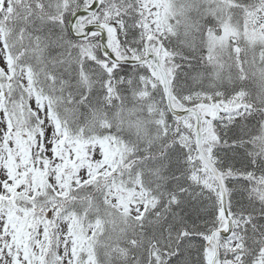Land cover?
<instances>
[{"label":"snow or ice","instance_id":"6c2138e0","mask_svg":"<svg viewBox=\"0 0 264 264\" xmlns=\"http://www.w3.org/2000/svg\"><path fill=\"white\" fill-rule=\"evenodd\" d=\"M0 264H264V0H0Z\"/></svg>","mask_w":264,"mask_h":264}]
</instances>
